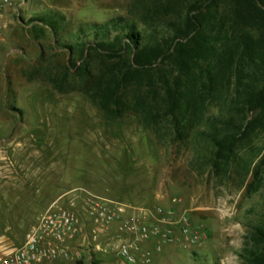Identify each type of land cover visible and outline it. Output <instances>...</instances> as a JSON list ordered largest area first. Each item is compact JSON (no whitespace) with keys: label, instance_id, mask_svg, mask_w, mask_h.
I'll list each match as a JSON object with an SVG mask.
<instances>
[{"label":"rangeland","instance_id":"374dc122","mask_svg":"<svg viewBox=\"0 0 264 264\" xmlns=\"http://www.w3.org/2000/svg\"><path fill=\"white\" fill-rule=\"evenodd\" d=\"M10 1L0 19V239L7 231L14 240L19 230L27 236L59 204L79 217L80 233L70 256L53 264H127L120 243L133 247L135 264H249L251 228L264 222V165L262 187L250 193L251 172L243 186L238 167L219 179L192 148L170 137L157 141L132 117L107 121L88 96L59 94L39 80L43 40L28 34L31 19L53 12L73 25L118 16L139 20L153 0ZM239 155L258 165L264 133ZM15 193L23 196V217L10 214L8 198ZM87 194L125 206L139 225L159 235L140 241L119 230L122 221L95 234L85 211ZM22 244L0 248V256Z\"/></svg>","mask_w":264,"mask_h":264},{"label":"trees","instance_id":"16d2710c","mask_svg":"<svg viewBox=\"0 0 264 264\" xmlns=\"http://www.w3.org/2000/svg\"><path fill=\"white\" fill-rule=\"evenodd\" d=\"M146 12L74 25L53 12L31 19L28 34L43 40L39 80L88 96L107 121L132 117L157 141L192 148L219 179L238 167L243 186L251 172L257 193L264 155L252 167L239 150L264 133V0H153ZM249 239V264H264V222Z\"/></svg>","mask_w":264,"mask_h":264},{"label":"built area","instance_id":"2783aa9c","mask_svg":"<svg viewBox=\"0 0 264 264\" xmlns=\"http://www.w3.org/2000/svg\"><path fill=\"white\" fill-rule=\"evenodd\" d=\"M10 5V0H0V19L5 9ZM84 200L85 211L96 226L95 234L108 231L115 222L122 221L119 230L125 235L138 236L140 241L149 239L150 236L159 235V231H150L147 226L139 225L137 217L128 214L123 205L108 203L100 197L88 194ZM162 213L163 211L160 209L159 214ZM79 233V217L64 210L59 204H54L38 219L20 247L0 256V264H53L62 256H70L71 242ZM183 233L187 234L188 229L183 228ZM118 251L120 257L127 264H135L136 258L131 245L120 243Z\"/></svg>","mask_w":264,"mask_h":264},{"label":"crops","instance_id":"0c3cea01","mask_svg":"<svg viewBox=\"0 0 264 264\" xmlns=\"http://www.w3.org/2000/svg\"><path fill=\"white\" fill-rule=\"evenodd\" d=\"M13 180V178H12ZM16 184V182H15ZM8 200L12 201V207L10 208V214L13 216H17V217H23L25 214L21 211L22 208H19L21 205L20 203H22L23 201V196L18 194H14L13 197H9ZM33 214V213H32ZM34 227V226H33ZM12 230V229H11ZM8 232L7 231V237L5 238H1L0 239V248H4V249H8V248H12L18 244H20L21 242L24 243L25 241V231L24 232H20V230L18 231V238L16 240L12 239V236L10 235V237L8 236ZM12 232V231H10ZM9 232V233H10ZM20 233L22 234V236L20 235ZM12 234V233H11Z\"/></svg>","mask_w":264,"mask_h":264}]
</instances>
